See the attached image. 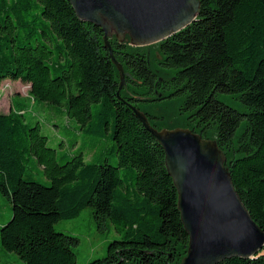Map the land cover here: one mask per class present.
I'll list each match as a JSON object with an SVG mask.
<instances>
[{"label": "trees", "instance_id": "obj_1", "mask_svg": "<svg viewBox=\"0 0 264 264\" xmlns=\"http://www.w3.org/2000/svg\"><path fill=\"white\" fill-rule=\"evenodd\" d=\"M200 1L197 20L152 45L157 54L151 46L110 40L131 75L120 96L158 130L175 128L166 127L174 126L168 106L200 125L227 156L235 189L264 230V0ZM103 36L68 0H0V91L6 81L30 85L35 104L63 107L83 135H109L117 158L116 166L108 159L91 164L79 153L60 164L40 122L30 126L20 110L0 114V193L12 205L1 245L25 264H77L79 239L55 225L87 208L98 225L110 220L120 236L88 264H181L187 255L189 236L165 152L117 99L120 73ZM221 94L242 110L220 101ZM34 162L49 186L26 178ZM221 264H264V249Z\"/></svg>", "mask_w": 264, "mask_h": 264}, {"label": "water", "instance_id": "obj_2", "mask_svg": "<svg viewBox=\"0 0 264 264\" xmlns=\"http://www.w3.org/2000/svg\"><path fill=\"white\" fill-rule=\"evenodd\" d=\"M82 22L102 29L105 48L117 67L123 101L165 152V165L178 192V209L189 236L181 264H221L232 258L252 259L264 249V230L253 220L233 184L227 156L216 140L188 129L151 125L137 106L123 100L127 86L123 65L110 40L148 47L167 40L193 24L200 0H68ZM159 95L157 100L161 101Z\"/></svg>", "mask_w": 264, "mask_h": 264}, {"label": "rangeland", "instance_id": "obj_3", "mask_svg": "<svg viewBox=\"0 0 264 264\" xmlns=\"http://www.w3.org/2000/svg\"><path fill=\"white\" fill-rule=\"evenodd\" d=\"M149 50H152V54H157L158 46H151ZM10 83L15 84V82L9 81L2 86L0 91V114H8L13 108L12 99H19L22 102L20 106L24 105V111L22 108L20 111L26 114L25 117L30 126H37V123L40 122L41 133L49 138V147L57 151L58 162L60 164H64L69 156L83 153L87 163L100 165L104 163L105 159H108L111 165H117V158L112 150L113 141L109 135L105 134L101 140L98 139L99 141L95 137L90 138L83 135L80 132L78 123L66 117L65 113L62 112L64 110L63 107H56L40 102L35 104L33 98L30 96L29 85L19 83L15 89L10 86ZM9 90L12 91L9 92ZM218 99L235 109L242 110V105L239 101L234 100L233 96L221 94L218 96ZM165 105H161V107ZM140 108L143 111H147V105L145 104H141ZM168 108L172 112L171 116L173 115V117L171 121L174 123V126L167 124L166 127H182L187 120L183 117H177L172 106H168ZM242 130V127L238 130L237 137ZM210 138V140H213L212 137ZM27 175V179L38 181L47 186L50 185L44 175L43 168L36 162L29 164ZM11 218L12 205L0 193V230ZM55 229L59 233L79 239L78 245L74 247V252L77 255V264H88L91 261L104 257L110 242L120 238L110 220H105L101 226L95 222L91 208L85 209L73 220L59 221L55 225ZM0 264H25L17 254L8 253L3 250L1 238Z\"/></svg>", "mask_w": 264, "mask_h": 264}, {"label": "flooded vegetation", "instance_id": "obj_4", "mask_svg": "<svg viewBox=\"0 0 264 264\" xmlns=\"http://www.w3.org/2000/svg\"><path fill=\"white\" fill-rule=\"evenodd\" d=\"M177 128H183V129L191 130L192 132L200 135L201 137H205L207 135L206 133H204L203 128H201L200 125H198L197 123H195L193 121H186L182 127H177ZM209 136L210 135H207L204 139L210 140Z\"/></svg>", "mask_w": 264, "mask_h": 264}, {"label": "crops", "instance_id": "obj_5", "mask_svg": "<svg viewBox=\"0 0 264 264\" xmlns=\"http://www.w3.org/2000/svg\"><path fill=\"white\" fill-rule=\"evenodd\" d=\"M7 82H9V81H6L5 83H7ZM19 83H22V82H20V81H16L15 82V84H12V83H10V86H12V87H14L15 89L17 88V86H18V84ZM22 84H24V83H22ZM29 87H30V85H29ZM12 90H9V92H11ZM8 101V100H7ZM10 101V100H9ZM22 102L19 100V99H12V104H13V108H12V110H10V112H12V111H18V110H20L21 108L23 109V106H20V104H21ZM23 111H24V109H23ZM9 112V113H10ZM8 113V114H9ZM57 127V126H56Z\"/></svg>", "mask_w": 264, "mask_h": 264}]
</instances>
